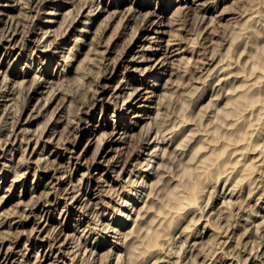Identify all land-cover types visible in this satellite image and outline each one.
Returning <instances> with one entry per match:
<instances>
[{
  "label": "rangeland",
  "instance_id": "rangeland-1",
  "mask_svg": "<svg viewBox=\"0 0 264 264\" xmlns=\"http://www.w3.org/2000/svg\"><path fill=\"white\" fill-rule=\"evenodd\" d=\"M263 260L264 0H0V264Z\"/></svg>",
  "mask_w": 264,
  "mask_h": 264
},
{
  "label": "bare ground",
  "instance_id": "bare-ground-1",
  "mask_svg": "<svg viewBox=\"0 0 264 264\" xmlns=\"http://www.w3.org/2000/svg\"><path fill=\"white\" fill-rule=\"evenodd\" d=\"M139 7H140V6H139ZM88 24H89V23H87V25H88ZM38 47H39V45H38ZM191 53H192V52H191ZM158 64H160V63H158ZM162 66H163V65H162ZM162 66H161V67H162ZM220 68H221V67H220ZM220 70H222V68H221ZM223 70H224V69H223ZM147 72H148V71H147ZM155 74H159V72H155V73H153L152 76H154ZM228 74H229V73H228ZM225 76H226V75H225ZM228 76H229V75H228ZM221 80H222V79H220V81H221ZM224 80H225V79H224ZM61 84H62V83H61ZM67 84H68V83H67ZM67 84H66L65 86H67ZM59 85H60V84H59ZM59 85H58V86H59ZM61 86H62V85H61ZM63 86H64V84H63ZM140 89H141V88H140ZM53 91H54V90H53ZM65 94H66V93H65ZM67 94H68V93H67ZM68 95H69V94H68ZM131 95H132V94H131ZM69 96H70V95H69ZM157 132H158V131H157ZM157 132H156V133H157ZM156 135H157V134H156ZM156 135H155V136H156ZM163 138H164V136H163ZM163 138H162V139H163ZM163 141H164V140H163ZM155 147H156V145H155ZM149 160H150V159H149ZM150 162H151V161H150ZM159 166H161V167L158 168L159 170H160L161 168L164 169V166H163V165H160V164H159ZM162 166H163V167H162ZM157 167H158V166H156L155 168H157ZM159 170H157V171H159ZM161 170H162V169H161ZM145 172H147V170H145ZM160 178H161V177H160ZM141 182H143V181H141ZM156 183H158V182H156ZM139 187H141V186H139ZM156 188H157V191H158V194H159L158 187H156ZM156 188H155V189H156ZM153 189H154V188H152V192L155 191V190H153ZM150 191H151V188H150ZM150 191H149V192H150ZM149 192H148V193H149ZM152 192H150V193H152ZM150 193H149V196L147 197V199H148L151 195L153 196V194H155V193H157V192H155V193H153V194H150ZM134 194L137 195V192H135ZM158 194H157V195H158ZM192 194H193L192 196L195 197V195H196L195 192L192 193ZM147 195H148V194H147ZM157 195L155 194V195H154V198H155V196H157ZM145 196H146V194H145ZM139 197H140V195L133 197V199H131V200H133V203H132V204H129L130 202H125V205L123 206V209L121 210L119 216L115 219V221L118 220V223H116V227H119V228H117V229L114 228V229H113L112 232H113L114 234H118V235H119V234L121 233V228H120V227L122 226L121 224H123L122 220H126V219L128 218V214H127V213H128V212H131V209L134 207V204H135L136 202H138ZM150 198H151V200L154 199L153 197H150ZM152 198H153V199H152ZM155 199H156V198H155ZM193 199H194V198H193ZM193 201H194V200H192V199H190V200H188V201H181V203H180L179 206H181L180 208H184V207L187 206V205H191V204L193 203ZM144 202H145V201H144ZM149 202L151 203L150 199H149ZM152 202H153V201H152ZM154 202H155V201H154ZM154 202H153V203H154ZM142 203H143V202H142ZM150 203H148L147 205H149ZM154 204H155V203H154ZM154 204H153V205H154ZM143 205L145 206L146 204L143 203ZM147 205H146V206H147ZM150 205H152V204H150ZM150 205L147 206L148 209H147L146 206H145V208H146V213H147V211L149 210ZM129 206H131V207H129ZM141 207H142V210H143V206H141ZM136 208H137V207H136ZM138 208H140V207H138ZM199 209L201 210V208H199ZM134 210H135V209H134ZM137 210H138V212H139V209H137ZM143 211H145V210H143ZM143 211H142V212H143ZM148 212H149V211H148ZM150 212H151V211H150ZM202 212H203V211L201 210V214H202ZM144 213H145V212H144ZM144 213H143V214H144ZM146 213H145V215H146ZM199 213H200V212H199ZM203 213H204V212H203ZM132 214H133V213H132ZM139 214H140V213H139ZM141 214H142V213H141ZM141 214H140V215H141ZM143 214L141 215L142 217L144 216ZM135 215H138V213L136 212ZM141 216L139 217L140 219L145 218V216H144L143 218H142ZM200 216H201V215H199V217H200ZM204 216H205V214H204ZM119 218H121V220H120ZM136 219H138V218L135 217V220H136ZM135 220H134V221H135ZM199 220H200V218H199ZM142 221H143V220H142ZM208 221H209V220H208ZM135 222H136V221H135ZM209 222H210V221H209ZM137 223H138V221H137ZM140 223H142L141 220H140ZM140 223H138V227H139V224H140ZM206 224H207V223H206ZM135 225H137V224H135ZM140 225H142V224H140ZM138 227L135 226V228H136V229H135V230H136V233H137V229L140 231V227H141V226H140L139 228H138ZM129 231H130V230H129ZM139 231H138V233H139ZM117 232H118V233H117ZM132 232H133V228H132ZM132 232L130 231V234L127 232L125 237H131V235L134 234V232H133V233H132ZM136 233H135V234H136ZM128 234H129V236H127ZM123 235H125V234H123ZM132 236H134V235H132ZM134 237H135V236H134ZM134 237H131V238H134ZM196 237H197V236H196ZM197 238H198V237H197ZM200 239H201V238H200ZM77 242H78V240H77ZM76 245H77V244H76ZM78 245H79V244H78ZM78 245H77V246H78ZM192 245H193V244H192ZM100 246H101V245H100ZM93 247H95V246H93ZM83 248H84V247H83ZM84 249H85V248H84ZM89 251H90V250H89ZM84 252H85V251H84ZM91 252H93V251H91ZM91 254H92V253H91ZM101 256H102V255H101ZM101 256H100V257H101ZM224 258H225V256H224ZM255 258H256V257H255ZM83 259H84V257H83ZM83 259H82V260H83ZM85 260H86V258H85ZM72 261H73V260H72ZM72 261H71V262H72ZM71 262H70V263H71ZM85 262H86V261H85ZM120 262H121V261H120ZM260 262H261V261H260ZM263 262H264V260H263ZM91 263H92V262H91ZM169 263H172V262L169 261ZM169 263H168V264H169ZM117 264H118V263H117ZM166 264H167V262H166ZM173 264H174V263H173Z\"/></svg>",
  "mask_w": 264,
  "mask_h": 264
}]
</instances>
